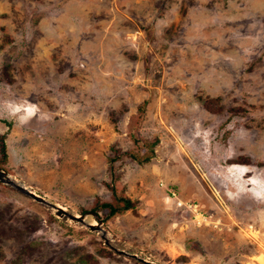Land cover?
<instances>
[{
    "label": "rangeland",
    "instance_id": "374dc122",
    "mask_svg": "<svg viewBox=\"0 0 264 264\" xmlns=\"http://www.w3.org/2000/svg\"><path fill=\"white\" fill-rule=\"evenodd\" d=\"M1 138L68 213L133 207L98 216L106 246L0 183V264H257L264 0H0Z\"/></svg>",
    "mask_w": 264,
    "mask_h": 264
},
{
    "label": "water",
    "instance_id": "95a60500",
    "mask_svg": "<svg viewBox=\"0 0 264 264\" xmlns=\"http://www.w3.org/2000/svg\"><path fill=\"white\" fill-rule=\"evenodd\" d=\"M0 183L15 189L16 191H18L22 195L32 199L34 202L49 208L56 217L66 218L68 221H70L71 223H73L75 225L82 226L91 232L98 233L101 236V238L104 240V244L106 246H108V243L106 241V232L101 228L102 221L95 213L87 212V213H84L83 215H78V216L72 215V214L68 213L61 206H58L57 204L51 203V202L47 201L45 198L36 195L27 186H25L21 182L16 181V179L14 177H12L10 174L3 171L1 168H0ZM90 217H93V219L95 220L94 222H96L95 224H91V223L87 222L88 218L91 219ZM113 251L119 255L126 257V258L132 259V260H134L140 264H155L151 261H147V260L137 256L136 254L126 253L124 251H120L117 249H113Z\"/></svg>",
    "mask_w": 264,
    "mask_h": 264
},
{
    "label": "trees",
    "instance_id": "16d2710c",
    "mask_svg": "<svg viewBox=\"0 0 264 264\" xmlns=\"http://www.w3.org/2000/svg\"><path fill=\"white\" fill-rule=\"evenodd\" d=\"M150 158L151 156H147L143 159V161H138V162H147L149 161ZM5 159H6V150H5L3 139L1 138L0 139V167L1 168L5 166ZM132 207H133V203L129 199L125 197H119L116 191L114 189H111V194L108 200L96 203L90 210L92 212H95V214L99 217L103 215V222H104L112 218L116 214L124 212L128 209H131Z\"/></svg>",
    "mask_w": 264,
    "mask_h": 264
},
{
    "label": "built area",
    "instance_id": "2783aa9c",
    "mask_svg": "<svg viewBox=\"0 0 264 264\" xmlns=\"http://www.w3.org/2000/svg\"><path fill=\"white\" fill-rule=\"evenodd\" d=\"M170 194V195H169ZM168 195L175 201V205L177 208H186L192 214H196L198 212V208L196 205H191L184 203L181 199H178L174 192L168 193Z\"/></svg>",
    "mask_w": 264,
    "mask_h": 264
},
{
    "label": "bare ground",
    "instance_id": "6f19581e",
    "mask_svg": "<svg viewBox=\"0 0 264 264\" xmlns=\"http://www.w3.org/2000/svg\"><path fill=\"white\" fill-rule=\"evenodd\" d=\"M88 223L95 224V222L91 219H87ZM256 262L257 264H264V255L256 256Z\"/></svg>",
    "mask_w": 264,
    "mask_h": 264
}]
</instances>
